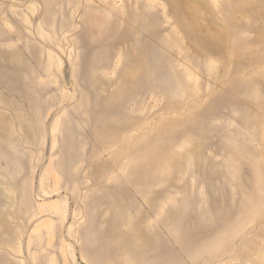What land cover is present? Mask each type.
<instances>
[{
    "label": "rangeland",
    "instance_id": "374dc122",
    "mask_svg": "<svg viewBox=\"0 0 264 264\" xmlns=\"http://www.w3.org/2000/svg\"><path fill=\"white\" fill-rule=\"evenodd\" d=\"M129 258L264 264V0H0V264Z\"/></svg>",
    "mask_w": 264,
    "mask_h": 264
},
{
    "label": "bare ground",
    "instance_id": "6f19581e",
    "mask_svg": "<svg viewBox=\"0 0 264 264\" xmlns=\"http://www.w3.org/2000/svg\"><path fill=\"white\" fill-rule=\"evenodd\" d=\"M95 251H97L98 253H102V254H104V251H105V253H107V250L104 249L103 244L100 241L97 243V246L95 248ZM102 258H105V256L102 257ZM129 259L130 260L128 262H126L125 260H123L124 261V264H135V262L131 258H129Z\"/></svg>",
    "mask_w": 264,
    "mask_h": 264
}]
</instances>
